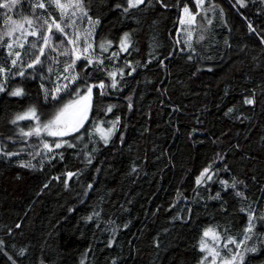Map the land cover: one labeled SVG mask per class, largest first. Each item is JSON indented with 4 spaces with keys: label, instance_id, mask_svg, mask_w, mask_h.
Masks as SVG:
<instances>
[{
    "label": "trees",
    "instance_id": "1",
    "mask_svg": "<svg viewBox=\"0 0 264 264\" xmlns=\"http://www.w3.org/2000/svg\"><path fill=\"white\" fill-rule=\"evenodd\" d=\"M21 1L39 28L23 48L2 35L12 15L0 7V264H200L208 228L240 240L250 217L257 251L243 264H264V0H208L210 19L197 0L127 12V0H83L87 16L63 17L49 0ZM184 8L204 17L190 49ZM88 87L79 130L24 135ZM31 108L37 118L16 119ZM114 124L105 143L97 129Z\"/></svg>",
    "mask_w": 264,
    "mask_h": 264
},
{
    "label": "snow or ice",
    "instance_id": "2",
    "mask_svg": "<svg viewBox=\"0 0 264 264\" xmlns=\"http://www.w3.org/2000/svg\"><path fill=\"white\" fill-rule=\"evenodd\" d=\"M18 2H19V0H10V2H9V0H5L4 3H0V7L9 8L10 9L11 7H13ZM127 2H128V7L124 9L125 12H127L129 10V8H135L138 5L144 3V0H127ZM200 2H202V0H200ZM242 2H243V0H241V3ZM49 3L50 4H54L55 7L61 11L62 17L68 15L67 8H69V7H74V8H76V9H78L80 11L82 16H87V13L84 10V6H83V0H75L74 4H71V3L70 4H64V3L61 2V0H49ZM46 7H47V5L43 2V0H40V2H38L37 4H35L33 6V9L34 10L36 8L43 9V8H46ZM188 11L189 10L187 8H185V13H188ZM73 15H75V13H73ZM69 20L71 21V24L75 23L74 20H71V17H69ZM26 22L29 25H31L33 23V21L31 19L26 20ZM182 22L191 24L193 22V17L191 16V14H189V18L186 21H182ZM9 23H10L11 27L9 28L8 31H6L4 33V35H6V36H11L17 30L16 22L12 21L10 17L8 18V20H6V24H9ZM47 23L48 22L45 20L44 21V25H47ZM97 23H98V21H97ZM71 24H69L67 26H71ZM20 27H22V25H20ZM55 28H56V30L58 32L67 35L65 33L64 27H62L61 24L56 23L55 24ZM48 32L51 33V26L48 27ZM29 34L32 35V36H36L38 33L36 31H32ZM128 36H129V34L125 33L124 37L122 38V40L120 42V48H121L122 51H126L127 48H128ZM50 39H51V35L43 36L44 44L48 45ZM72 42L73 41H70V43H72ZM108 44L110 46L111 42H108ZM7 47H8L9 50H11L13 45L11 43H9V44H7ZM19 47L23 48L24 45L21 43L19 45ZM32 47L35 48L36 45L33 44ZM88 47H91V45H89ZM100 47L104 51H107V48L105 47V45L101 44ZM87 50L88 49L85 48L84 51L87 52ZM40 53H41V55H43V53H44L43 48L40 49ZM9 55H13V53L11 51H9ZM14 55H15L16 59L12 60V64L13 65H15L19 61V59L21 58V53L20 52H15ZM113 55L114 56L118 55V53H113ZM79 58L80 57L78 56L77 59H79ZM41 63L42 62H41L40 56H36L35 60H33L32 63H29L27 65V67L28 68H33L36 65L41 64ZM88 63H92V61L89 60ZM101 63H102V61H101ZM69 67H71V65ZM4 71H5L4 68H0V73H2ZM49 71H51V69H49ZM120 71H121V74H122V70H120ZM18 74L23 76L24 72L21 71ZM108 75L113 78V82H112L111 86L112 87H116L117 81L115 80V77H116L117 73L116 72H110V73H108ZM75 79H76V77H73V80H75ZM67 87L68 86L65 85L64 89H67ZM98 87L104 88L105 85L103 84V82H101L98 85ZM0 90H3V89H0ZM61 90L62 89H60V88L56 89L57 92H60ZM22 94H23V89H20V88H17L15 91H13L11 93V95H14V96H19V95H22ZM91 94H92V87H88L87 95L80 97L79 100L72 101L69 104H66L60 110V112L56 115V117L53 120H50V121H48V123L43 125V129H40V128L33 129L32 131L24 133V135H26V136H31L33 134L39 135L40 132L42 130H44V131H47L48 134L51 135V136H64V135L67 134L68 131H77V129L82 126L83 121L87 118L86 114H87L88 108L90 106ZM254 102H255L254 99H251V98L245 100V103H247V104H253ZM108 110L111 111V108H109ZM231 111H232V109H229V112H231ZM28 116H31L32 118H37L36 117V109L35 108H31V109H29L28 113H26L25 115L17 116L16 119L17 120H22V119H26ZM13 123H15V121H13ZM59 125H63V129L53 130L54 128H56ZM114 128H115V124L113 125L112 129H108L107 133L102 135V139L104 140L105 143H108V137L112 134ZM97 131H100V132L103 133V129L98 128ZM44 147L48 148L49 146H48V144H45ZM55 147L59 148V147H61V145L60 144H56ZM7 155H15V153H7ZM20 166L21 167H26V168L33 167V165L30 162H28V163L21 162ZM208 171H209L208 169H205L204 172L201 173V178L197 179V183H201L202 178L204 177V175ZM69 175L71 176L73 174L69 173ZM208 179H211V176H208ZM254 227H255V224L253 222V218L250 217V221H249L248 227L245 230L244 238L241 239L240 241H236V240L230 238L228 242L231 243V244H235L237 249H239L242 245H246L247 240L251 239V235L250 234L252 233ZM210 232H211V230L206 231L204 233V236L205 237L209 236ZM201 247L203 249V248H205V245L202 244ZM225 247H227V244L225 245ZM244 250H245V252H256L257 251L256 247H251V248H247L246 247ZM212 254L214 256H219V252H216V251H213ZM237 256H239L240 261H243V258H244L243 255L237 253L236 255H233L229 260L223 261V264H235V261L237 260Z\"/></svg>",
    "mask_w": 264,
    "mask_h": 264
},
{
    "label": "rangeland",
    "instance_id": "3",
    "mask_svg": "<svg viewBox=\"0 0 264 264\" xmlns=\"http://www.w3.org/2000/svg\"><path fill=\"white\" fill-rule=\"evenodd\" d=\"M9 2H10V0H9ZM21 2L22 1L19 0V2L17 4H15L13 7H11L10 9L4 8V7L3 8H4L5 13L12 15L11 20L16 22L17 30L11 35L12 40L18 41L20 43H24V41H26L28 39L27 37L30 35L29 33L32 31L38 32L39 28L37 26H34L33 23L31 25H29L26 22V20H28V19L32 20V16L30 15V13L28 11H26L24 9V6L22 5ZM61 2L64 4H70V3L74 4L75 0H61ZM207 2H208V0H202V2H200V0H197V4L199 6V10H200L201 14H203V16L205 15L207 17V19H210L212 17L211 15H209V10L211 9V6H209ZM187 9L189 10L188 13H185V8L182 11L181 24H180V29H179V32H180V34H179L180 38L179 39H181L184 42L186 48L190 49L191 48V41L193 39V36L195 35V31L200 27V25H202V22L200 23V20H202L204 17L200 18V17H198V14L192 13L189 8H187ZM189 14H191V16L193 17V22L191 24L182 22V21H186L189 18ZM20 25H22V27H20ZM49 26H51V28H54L55 23H52ZM10 27H11L10 23L7 24L3 28V31H1L2 35L6 31H8ZM2 35H0V37ZM3 36H5V35H3ZM79 99H77V100H79ZM88 115H89V111H87L86 116L88 117ZM86 119L83 121V124L85 123ZM58 127L59 126L54 128L53 130L63 129V128H58ZM61 127H63V126H61ZM81 127H79L77 130H79ZM99 128L103 129V133L98 131V133L102 137L103 134L107 133L108 129H106L104 127H99ZM112 128H110V129H112ZM69 132H74V131H68L67 133H69ZM114 134H115V129L113 130L112 134L108 137V141L111 140V138ZM60 143H58V144H60ZM209 230H211L209 236H207V237L203 236V238L201 239L200 244H199L200 247L202 244L205 245V248L202 249V247H201V249L204 251L205 255H204L203 261L200 264H223V261L229 260L233 255H236L237 253L242 254L244 258H243V261H240L239 256H237V260L235 261V264H243L247 254L249 253V252H245L244 249L246 247L247 248L255 247V245H254L255 243L254 242L251 243V241L249 239V240H247L246 245H242L239 249H237L235 244H231L228 242L230 238L223 239L222 235L218 232L217 229L208 228L206 231H209ZM243 238L244 237H242V239ZM231 239H233V238H231ZM240 240H236V241H240ZM226 244H227V247H225ZM213 251L219 252V256H214L212 254Z\"/></svg>",
    "mask_w": 264,
    "mask_h": 264
}]
</instances>
